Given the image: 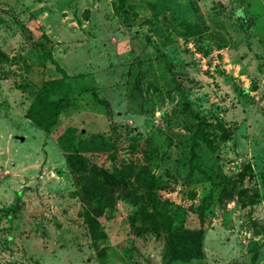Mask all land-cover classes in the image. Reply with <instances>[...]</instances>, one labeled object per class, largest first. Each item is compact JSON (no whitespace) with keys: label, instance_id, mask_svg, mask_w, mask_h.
Segmentation results:
<instances>
[{"label":"rangeland","instance_id":"rangeland-1","mask_svg":"<svg viewBox=\"0 0 264 264\" xmlns=\"http://www.w3.org/2000/svg\"><path fill=\"white\" fill-rule=\"evenodd\" d=\"M36 94L69 99L49 131L26 117ZM196 125L211 146L187 177ZM79 132L87 165L138 190L152 175L153 208L201 223L202 258L178 264H264V0H0V264H167L122 198L90 240L69 197Z\"/></svg>","mask_w":264,"mask_h":264},{"label":"trees","instance_id":"trees-1","mask_svg":"<svg viewBox=\"0 0 264 264\" xmlns=\"http://www.w3.org/2000/svg\"><path fill=\"white\" fill-rule=\"evenodd\" d=\"M242 29L244 36H246V25H243ZM51 61L55 64L53 59ZM55 68L63 72L56 64ZM63 74L65 75L64 72ZM68 103L69 99L65 94L53 100H48L46 94H36L26 110V117L31 119L38 128L43 131H49L55 124L61 107L67 106ZM186 106L188 107V105ZM190 108L189 111L195 117L196 113ZM217 126L219 138L223 141L227 136L226 131L220 121L217 122ZM82 134L84 133L79 132L75 136L74 151L68 152L66 164L70 172L76 176L75 188L69 192V197L78 199L80 209L77 211V215L86 226L90 240L95 242L98 238L103 237V233L98 228L97 216L102 213L108 202L110 204L112 197H117L127 201L133 208L128 217L132 232L139 233L141 229L147 228L152 237L162 236V256L167 264L186 263L202 258L203 228L201 223L198 228H184L181 224L182 209L174 206L166 199L159 200L156 194L154 196L157 208H153V193H155L156 184L152 179V175L146 176L143 174L139 177L141 180L139 184L140 190H138L131 187L121 171H108L99 165H87L86 160L79 155L82 143H86L88 147V139L86 137L83 138ZM100 138L98 137V139ZM197 141H204L208 146H211L210 140L206 138L205 132L198 125L195 126L191 135V149L188 160L190 165L186 174L187 177H189L194 167L191 161L195 156L193 148L197 145ZM99 150L109 152L110 157L113 158L112 150H109L106 146L100 147ZM122 161L124 165L129 163L126 159ZM246 170H249L248 166H243L242 172L239 171L238 176L241 177ZM192 196L193 193H190V198ZM201 209L202 206L199 207V211ZM171 213H174L173 218ZM165 215L169 217L168 223L164 222L166 220ZM253 244V241L249 240L250 248Z\"/></svg>","mask_w":264,"mask_h":264},{"label":"water","instance_id":"water-1","mask_svg":"<svg viewBox=\"0 0 264 264\" xmlns=\"http://www.w3.org/2000/svg\"><path fill=\"white\" fill-rule=\"evenodd\" d=\"M23 137H18V140L22 141Z\"/></svg>","mask_w":264,"mask_h":264}]
</instances>
